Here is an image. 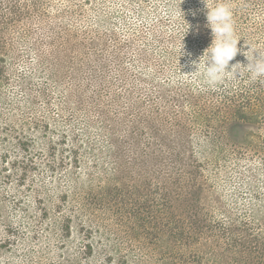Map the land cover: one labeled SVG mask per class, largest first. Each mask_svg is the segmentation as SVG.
<instances>
[{"label": "rangeland", "instance_id": "rangeland-1", "mask_svg": "<svg viewBox=\"0 0 264 264\" xmlns=\"http://www.w3.org/2000/svg\"><path fill=\"white\" fill-rule=\"evenodd\" d=\"M92 1H48L45 33L33 21L32 33L26 24L12 34L6 77L0 78V264H116V257L129 264H164L170 256L166 242L156 240L155 228L137 214L142 211L139 186L145 178L162 177L152 170L146 176L158 162L142 157L137 168L123 165L118 171L99 122L92 118L97 125L87 126V111L102 77L115 92L123 91L113 62L136 55L153 35L179 33L178 68L154 71L171 86L202 85L196 76L183 75L194 69L187 56L179 58L180 41L192 60L206 46L195 36L189 50L192 42L175 27L183 0ZM33 40L53 51L46 63L49 58L37 57ZM128 58L121 67L134 77L140 70ZM119 99L126 101L123 93ZM259 167L231 156L224 166L205 171L218 219L255 225L264 217V167Z\"/></svg>", "mask_w": 264, "mask_h": 264}, {"label": "trees", "instance_id": "trees-1", "mask_svg": "<svg viewBox=\"0 0 264 264\" xmlns=\"http://www.w3.org/2000/svg\"><path fill=\"white\" fill-rule=\"evenodd\" d=\"M48 1L52 0H0V78L6 77L4 59L13 47L14 31L26 24L30 29L35 21L37 30L45 33V22L50 18L45 10ZM225 2L233 10L235 33L241 39L238 47L246 51L245 41L264 52V0ZM177 10L175 27L183 30L184 35L183 19L193 26L185 35L186 41L192 42L189 50L196 42L195 36L200 37L199 44L205 45L202 49L205 50L211 43V32L206 27V10L201 0L190 3L183 0L180 2L183 14ZM196 25H199L198 33ZM178 34L153 35L151 44L144 41L136 55L116 59L113 71L126 101L122 104L120 93L102 77L93 95L96 99L91 101L92 109L87 111L86 124L96 123L93 119L99 122V130L105 132L102 135L113 161L118 164V171L123 165L137 168L142 157L158 162L149 168L146 176L151 175L152 170L162 177L145 178L139 186L142 211L137 214L143 217V223L155 228V239H163L171 251L164 264H264V217L255 225L248 221L218 219L213 214L211 203L215 199H211V187L206 185L205 178V171H209L211 165L212 168L224 166L231 156L263 169L264 77L252 79L241 70V75L228 85L210 86L202 76H196L202 80L199 87L193 84L171 86L170 79L155 78L154 71L164 73L178 68L175 50ZM111 40L117 43L116 39ZM31 44L36 47L37 57L49 58L42 59L43 63L52 58L49 44L45 46L35 40ZM51 48L58 49L57 46ZM126 58L140 70L139 74L132 77L128 69L123 70L121 66ZM236 62L247 63L240 54L230 65ZM145 71L147 73H143ZM131 81H137L138 85L133 82L131 85ZM140 84L144 86L142 90ZM165 86L171 88L165 89ZM77 90L81 91L79 85ZM103 95L109 99L110 109L103 104ZM138 169L146 172V168ZM87 248L93 255L95 246L90 244ZM109 260L110 257L106 258L105 263ZM129 262L116 257V264Z\"/></svg>", "mask_w": 264, "mask_h": 264}, {"label": "clouds", "instance_id": "clouds-1", "mask_svg": "<svg viewBox=\"0 0 264 264\" xmlns=\"http://www.w3.org/2000/svg\"><path fill=\"white\" fill-rule=\"evenodd\" d=\"M204 5L206 27L211 32V43L199 56L198 60L191 59V53L184 51L182 40L179 43V58L187 56L188 65L194 69L188 76H202L210 86L222 83L226 78H238L241 70L250 74V78L259 79L264 77V52L256 50L244 41L246 51L238 47L241 41L235 33L233 10L225 0H201ZM179 12H181L179 8ZM183 14V13H182ZM195 16V12L192 13ZM185 24L184 36L193 26ZM199 32V25L195 26ZM183 36V38H184ZM246 58V65L236 62L230 66V62L238 55Z\"/></svg>", "mask_w": 264, "mask_h": 264}]
</instances>
